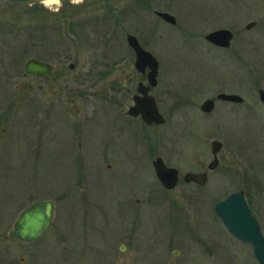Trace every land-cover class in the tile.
I'll return each instance as SVG.
<instances>
[{"label": "rangeland", "instance_id": "374dc122", "mask_svg": "<svg viewBox=\"0 0 264 264\" xmlns=\"http://www.w3.org/2000/svg\"><path fill=\"white\" fill-rule=\"evenodd\" d=\"M156 11L174 15L177 23L166 22ZM255 20L258 25L246 29ZM221 28L235 32L231 50L205 39ZM127 34L135 35L159 61V84L153 94L166 123L147 126L128 118L123 130L117 131L122 134L112 139L106 120L119 117L113 101L134 95L138 82L145 80L136 69ZM36 56L63 62L62 81L49 86L29 76L25 64ZM31 86H35L32 92ZM260 88H264V0H59L22 6L0 0V100L20 96L15 107L22 104L18 117H26L25 123L30 95L51 101L54 132L63 127L62 115L69 124L75 120L73 111H83L78 121L84 120L85 131L112 154L96 165V149L86 142L77 164L64 142L53 139L46 141L47 155L35 166L26 150L32 131L24 123L19 140L10 145L13 164L0 181V242L17 255L30 254L29 246L17 245L9 236L13 223L34 200L57 197L55 220L34 244L37 264L81 258L93 264L94 242L96 264H104L102 249L108 242H117L118 253L120 242H128L121 236L131 227L132 213L121 206H129L125 200L136 189V196L146 203L134 239L153 248L149 256L154 260L159 242H211L212 264H259L252 245L224 226L215 204L240 189V167L236 159L228 158V151L256 146L261 124L255 116L264 112ZM220 92L238 93L245 103L237 107L218 101L215 112L205 114L201 104ZM215 139L224 147L218 168L209 171ZM158 156L179 170L180 181L172 190L163 188L155 174L153 160ZM202 170L209 172L204 186L184 181L187 172ZM190 247L193 264H207L205 256L199 258L204 247L199 243ZM184 258H179L181 264H189Z\"/></svg>", "mask_w": 264, "mask_h": 264}, {"label": "flooded vegetation", "instance_id": "af4514ba", "mask_svg": "<svg viewBox=\"0 0 264 264\" xmlns=\"http://www.w3.org/2000/svg\"><path fill=\"white\" fill-rule=\"evenodd\" d=\"M255 22L256 23L252 28L258 25V22L256 20ZM246 29H248L247 26H246ZM251 29H248V30H251ZM233 33H234V38L232 40L231 47H228V48L219 47V46H215V47L219 49H223V50H231L233 48V43L235 40V32L233 31ZM32 59L46 62L52 67V70L48 73H28L25 68L26 73L32 78H35V80L39 79L41 83H47V85L52 86L54 83L58 81H62V78L65 77L66 73L64 71V66L62 64L63 62H61L60 64H57L51 60H44L37 56L32 57L29 60H32ZM74 67L72 69H74ZM137 71L140 72L139 70ZM140 73L145 80L143 81L141 80L138 82L137 92L134 95H132L131 93L125 94L124 99L117 98V100L113 101L116 107V112L119 114V117L118 118H115V117L108 118L107 117V120H106L107 129H108L107 135L108 137L112 139H116L118 138L117 135L122 134V133L117 134V131L123 130L120 128L124 126L123 124L126 122L128 118L140 119L141 122L147 126H159V125L165 124L164 123V124L148 125L142 120L141 116H133L129 113L130 108L135 103V99H134L135 96L139 94L138 92L139 84L141 82H143L146 85L148 84V71L144 73L143 72H140ZM157 80H158L157 85L150 88L149 94L153 95L156 98V103L158 105L159 111L161 112L159 104H158L157 96L153 94L154 90L159 84L158 77H157ZM258 82L260 84L261 79H258ZM34 88L35 86L33 87L31 86L30 92H32ZM261 89H264V88L259 89V98H260L261 103L264 105V101H262L260 97ZM218 94L216 98L211 97L215 101L214 109L210 112H205V114H212L213 112H215V110L218 107V101H220L221 103L227 104V105L229 104V105L237 106V107L245 103V101L242 103H236L232 101L221 100V99H218ZM49 97L51 98V94ZM19 102H21L20 96L18 98H12L11 96H9L8 100H0V181L1 179L7 177V173L9 170H6V167H10L13 164L12 151H11L12 148H10V145H12L13 147L16 141L19 140V137H18L19 128H21V126L25 123V120H27L26 117H18V110L20 109V107H22V104L16 107L15 105L16 103H19ZM49 102L51 103V101ZM49 102L47 100L45 101L38 100L36 95L29 96V110L28 111L30 115L25 125L28 124L29 129L32 132L29 133L28 135V138H27L28 148L26 150L28 151L29 157L34 162L33 164L35 166L37 165L36 162L40 158L47 155L43 153L47 149V147L45 148L46 141L48 140L49 142H51L53 139H58L64 142L65 144L64 148L67 149L69 152H73L75 158L77 157L76 159L74 158L75 159L74 163H77V164L80 163L79 159L82 160L81 157H83V154L80 152L83 151L86 142H88L87 143L88 147L92 149H96V156L99 159V163H96V165H101L102 161L105 160L106 157L109 158V155H112L109 149L100 148L99 145L97 144V140H95L91 135H89L85 131L83 127V124L85 123V121L84 120L78 121L83 111H80V110H78V112L73 111L75 113V120H72V121L70 120L69 124L66 121L67 116H65V114L62 115L63 127H61V129L58 130L57 132H54L55 128H53V122L51 119L52 113L50 110ZM72 103H76V102L73 101ZM51 108H52V104H51ZM98 115L99 114L96 112V120L100 118ZM56 117L57 116H54V119ZM255 119H256V122L261 124V127H260L261 132L258 137V142L257 144H255L256 146H254L253 148L251 147V148H245V149L239 148V150L237 151H233V150L228 151V154H229L228 158H232V160L236 159V162H238L237 164L240 167V170L238 172V178L240 179L241 186H240V189L229 193L226 197H228L232 193H238V192L243 191L246 202L249 205L250 209L252 210V213L256 217L259 223L260 229L264 235V112L257 113L255 116ZM67 125H68V128H67ZM225 127L227 128V125L223 124V128ZM16 129L18 130L17 134H16ZM222 144H223L222 145V149H223L224 143L222 142ZM89 145H92V146H89ZM109 152L110 154H108ZM220 161L221 159L219 157V164H220ZM202 164L203 162H201V165ZM209 164L207 166L209 171H214L219 166L218 164L216 169L211 170L209 168ZM106 166L111 169L112 163L108 162L106 163ZM208 170H202V171H199L198 173L206 172L208 174V179H209ZM190 183L196 186L205 185V184L200 185L199 183H196V182H190ZM132 190L133 191H131V193L127 197L128 200L127 201L125 200V203H127L129 206L127 207L121 206V210H123L124 208H127L128 212L131 211L132 213L131 215L132 222L129 223L131 227L126 228L123 231V235L121 236L122 238L124 237L128 242H120V245H119L120 253L116 251L117 242H108L107 247L105 249H102L103 254H104V259H103L104 264H181L179 258L180 257L183 258L184 256H185L184 259H186L189 264H193L194 260H192V255L194 252L191 250L190 246L192 244L196 246L197 243L201 244L204 247L203 251H200L201 254L199 258L200 257L202 258V256H205V261L207 262V264L213 263L211 242H189L190 245L187 242H159L160 245H159L158 250L156 251L157 259L154 260L153 256H149L150 254L153 255L152 253L153 248H150L147 242H136L134 239V233H133V230L135 228L139 229L138 224L143 219V214L145 211L144 204L146 203V201L136 196V194L139 193L138 190L136 189H132ZM53 198H57V197H53ZM53 198H50V199H53ZM36 200H48V199H36ZM123 204L124 203L122 202L121 205ZM26 207H24L20 211L18 216L21 214V212ZM56 207H55V216H54L53 222L56 217ZM18 216L16 217L13 223V227H14V224ZM95 232H96V228H95ZM12 239L17 241V242H14L17 245H21L24 247L29 246L31 248L29 249L30 254L17 255L16 252L14 253L10 249V245H6L4 242H0V264H37L36 255L34 254V251H35L34 244L40 239L34 242H20L14 238ZM242 242H245V241H242ZM174 246H178L180 247V249H174ZM87 248H90V247H87ZM91 249L94 252L93 264H96V242H94V245L91 246ZM77 261L67 260L65 261V264H90V261L85 258H81L80 260H77Z\"/></svg>", "mask_w": 264, "mask_h": 264}, {"label": "water", "instance_id": "95a60500", "mask_svg": "<svg viewBox=\"0 0 264 264\" xmlns=\"http://www.w3.org/2000/svg\"><path fill=\"white\" fill-rule=\"evenodd\" d=\"M14 6L32 5L44 0H4ZM156 14L166 22L176 24V17L165 11H156ZM256 22L247 25L251 29ZM234 33L228 28H221L211 31L205 35V39L219 47H231ZM128 45L135 52V66L140 72L148 71V84L141 82L138 86L139 94L135 96V104L130 108L129 113L133 116H141L148 125L164 124L166 118L159 111L156 98L149 94L151 87L158 83V59L140 43L133 34H127ZM74 64H70L73 68ZM28 73H48L52 67L42 61L35 59L28 60L25 66ZM260 97L264 101V89L260 90ZM218 99L242 103L245 98L237 93L221 92ZM215 101L212 98L206 99L200 106L203 112H210L214 109ZM222 141L215 139L211 143L213 160L209 164L211 170L216 169L219 164V153L222 149ZM154 170L160 183L168 190L176 188L180 181L179 170L168 166L162 157H157L153 161ZM187 183L196 182L204 185L208 181L206 172H187L184 175ZM58 199L36 200L27 206L18 216L14 227L9 232L10 236L20 242H34L40 239L50 228L54 216ZM215 210L225 226L236 238L251 243L254 255L259 264H264V235L259 223L246 202L244 192L232 193L215 205Z\"/></svg>", "mask_w": 264, "mask_h": 264}, {"label": "bare ground", "instance_id": "6f19581e", "mask_svg": "<svg viewBox=\"0 0 264 264\" xmlns=\"http://www.w3.org/2000/svg\"><path fill=\"white\" fill-rule=\"evenodd\" d=\"M59 0H44L43 3L46 5L57 4Z\"/></svg>", "mask_w": 264, "mask_h": 264}]
</instances>
